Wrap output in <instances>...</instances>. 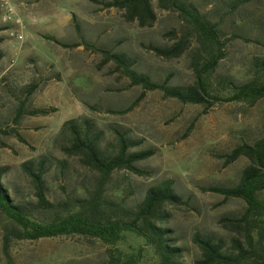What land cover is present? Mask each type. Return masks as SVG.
Masks as SVG:
<instances>
[{
    "label": "rangeland",
    "instance_id": "rangeland-1",
    "mask_svg": "<svg viewBox=\"0 0 264 264\" xmlns=\"http://www.w3.org/2000/svg\"><path fill=\"white\" fill-rule=\"evenodd\" d=\"M110 1L19 0L14 20L20 24L3 23L0 17L2 182L15 204L42 220L46 216L36 206L34 188L21 169L23 163L45 160V196L52 203L64 202L90 188L96 174L62 152L66 137L59 134L66 121L86 118L104 131L105 142H113L112 129H117L138 142L139 149L154 151L151 158L138 164L148 177L117 172L107 193L118 191L115 196L135 205L147 188L171 181L182 204L167 209L170 218L166 226L174 231L182 249L181 264L200 260V251L192 242L196 234L222 242L225 252L232 253L231 243L237 235L224 228L220 220L242 216L245 203L225 200L208 189L238 183L247 160L225 165L223 157L242 143L250 144L261 137L264 99L252 107L223 103L204 111L202 106L164 99L160 92H146L140 97L142 90L131 87L112 62L104 63L97 50L124 54L134 60L137 72L153 81L170 77L169 85H191L189 53L164 60L148 49L149 45L170 47L173 41L165 34L179 30L181 21L176 13L161 9L158 0H150L155 23L139 28L137 23L125 21L123 11L106 8ZM185 1L219 24L224 39L230 40L215 76L231 75L237 82L247 79L248 60L264 57V0H254L236 11L228 0ZM19 35L22 40L16 37ZM81 41L93 49L85 50ZM21 106L55 111L18 119ZM260 198L264 200V192ZM12 227L16 226L0 214V264H103L107 251L115 249L78 236L12 239L5 248V229ZM139 244L141 241L127 236L117 247L130 254ZM140 264H155L150 251Z\"/></svg>",
    "mask_w": 264,
    "mask_h": 264
},
{
    "label": "trees",
    "instance_id": "trees-1",
    "mask_svg": "<svg viewBox=\"0 0 264 264\" xmlns=\"http://www.w3.org/2000/svg\"><path fill=\"white\" fill-rule=\"evenodd\" d=\"M252 1L228 0L229 4L233 2L231 9L235 11ZM158 3L161 9L176 13L181 24L179 30L165 34L173 41L170 47L149 45L148 49L164 60L178 59L189 53L193 78L191 85H169L170 77L163 82L153 81L137 72L134 60L124 54L97 50L104 63L112 62L116 71L129 80L131 87L142 90L140 97L146 92H160L164 99L175 100L182 105L202 106L204 111L223 103H242L252 107L264 99V57H251L248 60L249 75L242 82H237L231 75L215 76L230 41L224 39L221 26L202 15L188 1L158 0ZM104 6L123 11L125 21L137 23L139 28H150L156 20L150 0H111ZM75 20L73 17V22ZM44 39L55 41L50 37ZM55 43L62 45L58 41ZM81 45L85 50L93 49L84 41H81ZM54 111L53 108L26 110L21 106L17 118L23 115L47 116ZM59 134L66 137L62 152L69 158L78 159L82 166L96 174L97 179L83 193L55 204L45 196V160L23 163L21 169L34 188L36 206L46 216L42 220L14 203L2 182L4 170H0V214L16 226L5 229V248L12 239L36 241L78 236L115 248L107 251V260L103 264H140L147 251L152 253L155 264H181L182 249L177 245L174 231L166 226L170 218L167 209L182 204L171 181L150 186L135 205L126 204L120 195L115 196L118 191L107 193V186L117 172L148 177L149 174L141 170L138 164L151 158L154 151L139 149L138 142L117 129H112L113 142H105L104 131L86 118L66 121ZM106 145H110V148ZM223 158L225 165L241 158L248 163L235 186L211 187L208 191L225 200H242L245 211L239 218L220 220L224 228L237 235L231 243L232 253L225 252L220 241L197 234L193 236L192 242L201 254L196 264H264V200L260 198L264 192V131L254 142L242 143ZM64 168L63 165L62 171ZM127 236L141 241L130 254L123 253L117 247Z\"/></svg>",
    "mask_w": 264,
    "mask_h": 264
},
{
    "label": "built area",
    "instance_id": "built-area-1",
    "mask_svg": "<svg viewBox=\"0 0 264 264\" xmlns=\"http://www.w3.org/2000/svg\"><path fill=\"white\" fill-rule=\"evenodd\" d=\"M19 0H0V17L3 23H16L20 24L19 20H14L17 15V2ZM22 40V36H16Z\"/></svg>",
    "mask_w": 264,
    "mask_h": 264
},
{
    "label": "crops",
    "instance_id": "crops-1",
    "mask_svg": "<svg viewBox=\"0 0 264 264\" xmlns=\"http://www.w3.org/2000/svg\"><path fill=\"white\" fill-rule=\"evenodd\" d=\"M24 4L23 3H20V6L22 7Z\"/></svg>",
    "mask_w": 264,
    "mask_h": 264
}]
</instances>
